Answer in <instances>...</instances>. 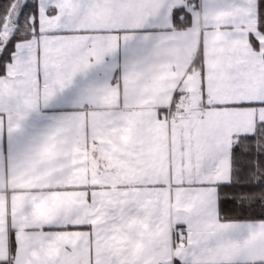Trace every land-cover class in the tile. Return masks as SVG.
Instances as JSON below:
<instances>
[{"label": "snow or ice", "instance_id": "1", "mask_svg": "<svg viewBox=\"0 0 264 264\" xmlns=\"http://www.w3.org/2000/svg\"><path fill=\"white\" fill-rule=\"evenodd\" d=\"M0 264H264V0H0Z\"/></svg>", "mask_w": 264, "mask_h": 264}]
</instances>
